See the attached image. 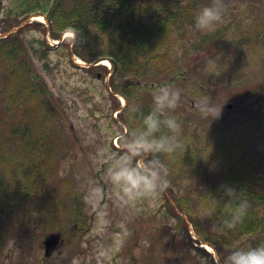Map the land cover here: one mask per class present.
Listing matches in <instances>:
<instances>
[{"label":"rangeland","instance_id":"rangeland-1","mask_svg":"<svg viewBox=\"0 0 264 264\" xmlns=\"http://www.w3.org/2000/svg\"><path fill=\"white\" fill-rule=\"evenodd\" d=\"M59 1L66 10H71L79 0ZM152 1L154 6L168 3L171 7L181 2L191 12L186 23L174 29L175 38L169 42L167 64L172 59L183 77H177L175 71L162 70L161 63L153 76L136 87L137 101L118 90L110 58L104 59L103 66L94 67L95 61H85L75 53L77 34L71 28L67 32L73 31V36L64 33L60 39H54L47 17L34 14L39 18L31 17L32 24L25 23L16 29L22 47L30 50H24V57L30 64L43 105L28 92L16 93L18 100L13 99L12 86H6L4 76L0 79L2 201L8 190L18 188L24 204L27 202L24 194L29 191L34 211L31 225L23 226L20 219L28 212L26 205L18 212V219L12 213L8 215L7 202L0 204V228L4 227L5 234L11 235L7 238L9 260L24 264H131L135 256L138 264H224L230 249L202 243L192 216L183 210L179 199L189 188L192 193L207 190L219 183L222 171L239 170L243 164L253 169L261 181L259 189H264V43L253 40L256 45L238 44L229 33L219 35L224 27L228 29V24L231 34L235 35L232 31L235 30L238 39L264 31V0H216L224 7V17L212 32L198 30L195 15L213 0ZM10 3L11 0H2L1 8ZM4 17L0 12V30L7 27L8 20ZM198 42L204 45L201 49L195 47ZM205 47L209 48L207 53L203 51ZM131 76L135 80L140 77ZM161 82H171L181 90V100L172 114L182 125L179 147L184 151L177 149L181 156L189 152L184 159L188 160L186 170L191 178L170 179L169 173L164 172L167 184L157 190L158 194L129 199L122 191L118 194L107 169L113 157L127 151L126 142L132 133L125 119L133 122L135 111L152 104V94ZM253 84L262 86V90L251 98H241L239 91ZM223 95L239 98L225 102L220 99ZM10 101L15 105L10 106ZM230 102L234 104L232 108L227 107ZM129 104L132 111H123ZM204 105L223 108L221 115L212 119L203 110ZM42 117L51 121V131L45 130L50 125L43 122L39 128L36 126ZM27 122L31 124V135H50L52 182L45 176L46 171L44 175L35 148L28 150L25 145L28 141L23 138L25 131L21 124ZM163 153L161 156L166 158ZM141 155L164 164L157 153ZM140 158L137 156L134 161ZM186 170L182 175L188 173ZM206 170L207 175H203ZM60 179L71 184L81 199L88 214L85 228L75 226L72 220L75 201L58 191ZM49 189L60 192L63 198L56 204L61 211L58 216L63 220L57 229H52L55 227L47 218ZM195 200L193 196L194 216L199 210L195 208ZM52 232L60 235L59 244L47 255L45 240ZM247 239L253 237L243 238L239 244Z\"/></svg>","mask_w":264,"mask_h":264},{"label":"trees","instance_id":"trees-1","mask_svg":"<svg viewBox=\"0 0 264 264\" xmlns=\"http://www.w3.org/2000/svg\"><path fill=\"white\" fill-rule=\"evenodd\" d=\"M39 5H43L40 0H11L10 5L3 10L4 19L8 20L5 29H9L17 24L20 17L39 10ZM150 6L154 7V9L150 8ZM176 7H171L168 3L154 6L152 0H79L71 10H58L52 15L51 31L54 37H60L66 28H74L77 34L75 53L86 61L99 57L111 58L114 64L113 81L116 84L119 82L117 84L118 90L122 91L127 98L137 101L138 94L134 91L155 74L156 69L161 63L162 70L166 68V71H175L177 77L182 75V72L176 69L177 64L172 59L167 64L171 45H169V42L175 38L172 36L175 31L174 29L185 24L191 12L186 6L181 5V2H177ZM230 27L228 24V29L224 27L223 30L219 31V35L229 33L228 35H231L238 44H247L253 42V40H256L260 44L264 43V31H257L252 36H242L243 39H238L235 38L237 32L232 30L235 32V35H232ZM17 35L18 33L15 32L7 38H0V79L4 76L6 86H12L11 90L15 92L13 99L18 100L16 93L28 92V95L32 96L35 100H39L41 105H43L41 97L37 94V87L33 82V76L29 70L30 64L26 62L27 59L24 57V50L27 52L30 50L27 47H22ZM257 43L253 42L252 45H256ZM196 45L195 47L200 49L204 46L202 42H198ZM34 49L39 51L35 47ZM84 50L86 52L89 51V53L86 54ZM203 51L207 53L209 48L205 47ZM44 52L46 53V51ZM19 58L21 59L19 60ZM131 74L140 75L136 79L137 82ZM11 80L13 81L11 82ZM170 83L161 82L160 86ZM200 87L206 89L204 84H200ZM246 88V90L239 91L241 98H251L257 95L263 87L253 84ZM232 98L239 97L229 95L220 97L225 102ZM13 105L15 103L10 101V106ZM131 107L132 105L129 104L123 111L130 112L132 111ZM151 110L152 104L150 106H143L141 110L135 111L133 122L125 119L129 124L131 133L142 126L144 116ZM45 117L51 119L47 114ZM51 121L53 120L51 119ZM51 121L45 120L42 117L41 121L36 123V126L39 128V125L43 122L50 125V128L47 129L45 127V130L51 131ZM21 126H23L22 129L25 131V137L23 138L28 141L25 145L28 150L32 146L35 148L36 158L42 161V171L44 175L46 171L45 176L52 182L54 179V162L53 153H51L49 149L50 145L48 144L51 142L50 135L42 133H38L39 135L36 136L31 135L30 122H27V124L22 123ZM167 131L166 128L161 130V132ZM160 134L157 133V135ZM180 148L178 147L179 150ZM178 149L176 148L175 151L170 153H157L160 156L162 153L166 154V158L161 156L164 162V164L162 163L164 167L161 171L162 173H169L168 177L170 179L178 176L191 178L190 172L186 170L188 160L184 159V157L186 158L189 155V152L184 153L185 156H181V152ZM180 151H184V149L181 148ZM153 154L155 155L156 153ZM200 166L205 169L204 165ZM241 167L239 170L229 168L222 171L219 176V183L209 186L207 190L206 188H202L197 189L196 193H192L190 188L186 189L179 199V204L183 210L192 216L196 231L200 237L205 242L224 249L231 250L233 247H252L264 243V189H259L261 181L250 166L243 164ZM185 170L188 173L182 175V171ZM204 172L206 173H203V175H207V170ZM196 173L198 174L199 172ZM225 185H231L236 187L237 190H243V198L247 200V208L240 215V219L233 227L221 232L219 231V226L225 219L232 218L240 204V200L230 199L224 193L223 186ZM58 186V191L65 192L66 199L75 201L72 212L73 222L77 223L79 227L85 228L88 225V214L84 210L81 199L75 195L73 186L71 184L69 186L65 179H60ZM2 188L3 186L0 182V191ZM156 193L158 194L159 191H156ZM30 194L29 191L28 194H24L27 197V202L23 204L22 194L18 188H13L4 194L5 199L3 201V196L0 193V204L7 202L8 215L12 213L11 216L17 217L21 207L23 205L28 206L32 201L29 197ZM48 196L51 200L48 206V218L52 222L51 226L57 228L60 227L59 224L63 220L58 216L61 211L56 207V204L58 200H63V198L60 192H56L55 189H49ZM193 196H196L195 208L199 209L195 216L192 215ZM171 208L173 212H176L173 206ZM28 210H32L31 206ZM169 215L167 214V216ZM28 220L29 218L24 217L20 221L26 225L25 222ZM2 228H0V237L6 235ZM246 237H253V239H247L245 242L239 244V241ZM131 261V264H138L135 256H132Z\"/></svg>","mask_w":264,"mask_h":264},{"label":"clouds","instance_id":"clouds-1","mask_svg":"<svg viewBox=\"0 0 264 264\" xmlns=\"http://www.w3.org/2000/svg\"><path fill=\"white\" fill-rule=\"evenodd\" d=\"M223 17V5L213 0L196 13L195 27L202 32L215 31ZM152 96V110L144 116L142 126L134 130L127 140V151L113 157L107 169V176L116 186L118 194L122 191L129 199L154 194L167 184L161 171L163 164L158 159L149 160L141 154L170 153L181 144L182 125L178 117L172 114L181 100V90L171 84H164ZM203 110L213 119L221 115L223 108L204 105ZM163 128L168 131L161 132ZM137 156L141 158L134 161ZM223 191L230 199L240 200V204L232 218L225 219L219 226L221 232L233 227L247 208L243 190L225 185ZM224 264H264V243L252 247H233L224 258Z\"/></svg>","mask_w":264,"mask_h":264},{"label":"flooded vegetation","instance_id":"flooded-vegetation-1","mask_svg":"<svg viewBox=\"0 0 264 264\" xmlns=\"http://www.w3.org/2000/svg\"><path fill=\"white\" fill-rule=\"evenodd\" d=\"M8 240V239H7ZM4 240L3 243L0 245V264H24L23 262H17L15 260H9L8 259V243L9 241Z\"/></svg>","mask_w":264,"mask_h":264},{"label":"water","instance_id":"water-1","mask_svg":"<svg viewBox=\"0 0 264 264\" xmlns=\"http://www.w3.org/2000/svg\"><path fill=\"white\" fill-rule=\"evenodd\" d=\"M229 108L233 107V104H228ZM59 240V236L56 234H52L46 241V245H47V253H51L53 248L55 247V245L57 244Z\"/></svg>","mask_w":264,"mask_h":264}]
</instances>
